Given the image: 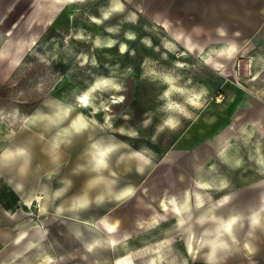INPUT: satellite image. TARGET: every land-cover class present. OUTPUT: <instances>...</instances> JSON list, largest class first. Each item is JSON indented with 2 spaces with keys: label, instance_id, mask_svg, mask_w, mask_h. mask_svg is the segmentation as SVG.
<instances>
[{
  "label": "rangeland",
  "instance_id": "rangeland-1",
  "mask_svg": "<svg viewBox=\"0 0 264 264\" xmlns=\"http://www.w3.org/2000/svg\"><path fill=\"white\" fill-rule=\"evenodd\" d=\"M114 2L0 0V264H264V82Z\"/></svg>",
  "mask_w": 264,
  "mask_h": 264
},
{
  "label": "crops",
  "instance_id": "crops-1",
  "mask_svg": "<svg viewBox=\"0 0 264 264\" xmlns=\"http://www.w3.org/2000/svg\"><path fill=\"white\" fill-rule=\"evenodd\" d=\"M119 1L147 13L160 23L169 35L179 40L184 48L214 52L216 67H235V64L247 66L249 70L246 75L252 76L250 81L264 82V0ZM245 61L249 63H244ZM258 66H261V72L254 78L253 72ZM237 73L240 74L241 69L238 68ZM2 169L0 167V175ZM12 188L15 192L21 191L14 184ZM261 190L264 195V189ZM1 204L5 210L12 208L9 203ZM250 208L251 222L261 223L264 216V199L260 204H252ZM60 209L61 207H58V210ZM231 215H235L232 219L234 224L237 215ZM229 217L224 222L228 221ZM102 218L106 229L115 231V222L108 217ZM86 221H91V218ZM109 224L113 225V228H110ZM113 236L117 238V242L125 238V235H110Z\"/></svg>",
  "mask_w": 264,
  "mask_h": 264
},
{
  "label": "bare ground",
  "instance_id": "bare-ground-1",
  "mask_svg": "<svg viewBox=\"0 0 264 264\" xmlns=\"http://www.w3.org/2000/svg\"><path fill=\"white\" fill-rule=\"evenodd\" d=\"M118 2V0H115V2H114V4L116 5V4H118L117 3ZM122 45L123 46H125L126 45V43L123 41L122 42ZM260 72H261V69H258L257 70V72H255V73H253V74H256V77L257 76H259V74H260ZM84 96H87L88 97V95H87V93L86 92H83L81 95H80V97L82 98V100H83V97ZM84 101V100H83ZM72 123L74 124V125H76V126H81V125H85L86 123H87V119H86V117H85V115L82 113V112H79L78 113V115L75 117V119L72 121ZM246 128V127H245ZM247 129V128H246ZM107 146L108 145H104V146H102V153H101V155L103 154V151L104 150H106L107 149ZM230 149V148H229ZM22 150H25V146L24 145H18V146H16V147H6L2 152L4 153V154H10V153H13V152H16V151H22ZM227 150H228V145L227 146H224V148H223V152H224V154L225 155H229V154H231V152L230 153H228L227 152ZM105 152V151H104ZM232 154H234L235 156H237V157H240V154L238 153V151L237 150H235ZM100 155V156H101ZM101 158H103V157H101ZM103 160H104V158H103ZM105 161V160H104ZM22 165V167H23V165H24V163H22L21 164ZM10 178V177H9ZM12 178L13 179H15L13 176H12ZM13 179H10L11 181L10 182H12L17 188H19L20 186H22V184L20 183V178H18L17 180L15 179V181L13 180ZM23 187V186H22ZM132 191V188L130 187V186H126V187H121L120 189H118V192H117V195L119 196V195H127L128 193H130ZM132 193V192H131ZM89 198H88V196H86L85 195V197L83 198V197H78L77 199H75L74 200V205L76 204V205H78L77 203H82L83 201L84 202H86L87 200H88ZM172 200H173V202H176V198H172ZM27 202L30 204V203H32V194L31 195H29L28 197H27ZM75 205V206H76ZM234 216L235 215H231L230 217H229V219H228V221H225L226 222V226L227 225H229V224H231V227H232V219L234 218ZM181 218V217H180ZM109 226H110V228H113V225H111V224H109ZM98 239V238H97ZM117 242V238L116 237H110V243L111 244H114V243H116ZM215 243V242H214ZM215 245V244H214ZM215 248V247H214ZM47 260H48V256H47V252L46 251H43V250H40V251H38L33 257H31V258H29V259H27L26 261H25V263L24 264H47Z\"/></svg>",
  "mask_w": 264,
  "mask_h": 264
},
{
  "label": "snow or ice",
  "instance_id": "snow-or-ice-1",
  "mask_svg": "<svg viewBox=\"0 0 264 264\" xmlns=\"http://www.w3.org/2000/svg\"><path fill=\"white\" fill-rule=\"evenodd\" d=\"M104 83H108V82L105 81ZM97 87H100V85H97ZM83 100H84V102H87L88 97H87V96H84V97H83ZM171 123H172V122L169 121V124H171ZM226 227H227L228 229H230V228H231V224L227 225ZM109 231H112V229H109Z\"/></svg>",
  "mask_w": 264,
  "mask_h": 264
}]
</instances>
